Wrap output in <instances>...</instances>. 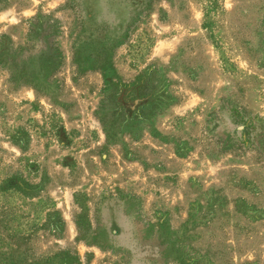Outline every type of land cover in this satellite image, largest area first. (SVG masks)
<instances>
[{"label": "rangeland", "instance_id": "1", "mask_svg": "<svg viewBox=\"0 0 264 264\" xmlns=\"http://www.w3.org/2000/svg\"><path fill=\"white\" fill-rule=\"evenodd\" d=\"M0 264H264V0H0Z\"/></svg>", "mask_w": 264, "mask_h": 264}, {"label": "trees", "instance_id": "2", "mask_svg": "<svg viewBox=\"0 0 264 264\" xmlns=\"http://www.w3.org/2000/svg\"><path fill=\"white\" fill-rule=\"evenodd\" d=\"M14 184H15V183H14V181H12V180L9 182V185H10V186H13V187H14ZM4 191H5V189H4Z\"/></svg>", "mask_w": 264, "mask_h": 264}]
</instances>
